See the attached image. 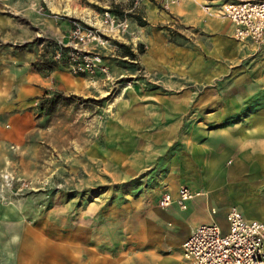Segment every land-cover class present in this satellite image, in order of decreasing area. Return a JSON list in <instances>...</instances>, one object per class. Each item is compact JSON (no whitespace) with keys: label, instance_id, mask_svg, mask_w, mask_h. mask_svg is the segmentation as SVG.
I'll return each instance as SVG.
<instances>
[{"label":"crops","instance_id":"obj_1","mask_svg":"<svg viewBox=\"0 0 264 264\" xmlns=\"http://www.w3.org/2000/svg\"><path fill=\"white\" fill-rule=\"evenodd\" d=\"M223 1L234 0H182L165 12L158 1L142 0L145 12L142 19L146 23L137 25L135 19L130 21V28L139 33L140 42L146 46L138 60L143 76L136 80L130 99V110H135L129 124L137 140L135 152L166 148L169 140L179 139L185 116H194L193 163L190 161L192 166L187 173L178 175L176 169L175 175L169 173L170 178L167 177L168 163L158 152L153 174L148 173L142 184L145 194L156 199L181 186L196 193L182 210L181 221L190 222L178 239L179 247L197 225L213 220L207 199L210 207L223 208L221 211L237 203L244 212L250 205L247 199H242L241 182L236 181L250 180L253 196L258 190L264 191V42L239 43L233 38L231 22L209 18L201 8L203 2ZM31 20L33 31L0 14V148L7 149L19 138V127L5 129L4 123L14 121L32 100L43 101L50 92L95 94L90 89V80L103 79L102 75L92 78L73 75L63 65L34 70L31 64L41 59L46 45L42 46V42L22 45L37 34L49 40L64 36L69 26L62 24L60 30L55 19L48 20L39 14H34ZM164 25L170 30L158 28ZM173 29L177 32L176 39L170 37ZM119 42L132 44L136 52L130 36ZM174 160L179 164L176 156ZM162 180L168 183L163 184ZM142 185L131 195L138 197ZM203 189L207 192L205 197L200 193ZM73 196L74 190H68L66 233L45 237L27 235L30 230L21 212L25 206L21 208L19 203L15 207L0 200V248L3 245L0 264H11L13 260L15 264H177L179 261L171 245V232L157 216H149L155 209L152 204L135 200L125 210L128 214L122 215L123 204L91 207L83 201L82 221L75 223ZM197 198L203 201H194ZM226 198L229 203L224 207L222 201ZM10 208L17 212L13 221L5 217ZM109 208L118 214L106 215ZM138 213L145 219H136ZM59 222L62 220H49L50 226L61 232L63 223ZM106 222L118 229L107 239L101 236ZM75 226L82 228L80 242L74 239ZM15 250L17 259L11 255Z\"/></svg>","mask_w":264,"mask_h":264},{"label":"rangeland","instance_id":"obj_2","mask_svg":"<svg viewBox=\"0 0 264 264\" xmlns=\"http://www.w3.org/2000/svg\"><path fill=\"white\" fill-rule=\"evenodd\" d=\"M105 9L116 15H126L131 22L135 19L132 16H136L146 23L142 19L145 17L142 1L135 6L134 0H0V14L21 26H26L31 31L34 30L30 24L34 14H39L48 20L55 19L61 30L60 25L67 23L70 27L71 21L94 25ZM206 15L209 18L223 20L213 12ZM135 22L139 25L137 19ZM158 28L170 30L165 25ZM130 32L131 41L136 45L134 47L142 44L146 50L145 44L140 42L142 40L139 33L132 28ZM170 32V37L176 39V30ZM64 36L49 40L44 35L37 34L36 38L22 46L38 45V42H42L44 46ZM239 43L255 44L252 41ZM97 51L103 56L115 79L112 84H107L103 79L95 81L96 83L90 80V89H93L95 94L91 92L87 96L50 92L43 97V101L32 100L31 105L22 110L23 113L14 121L4 123L5 129L19 127L17 132L19 138L11 142L7 149L0 148V200L15 207L19 203L21 208L25 206L21 212L30 230L27 235L33 237L35 234H41L45 237L66 233L64 221L65 214L68 213L66 212L68 190H74L72 203L75 209V223L82 221L83 209L80 205L83 201L91 207L123 204L122 215H124L128 214L125 210L128 211L131 202L142 199L145 204L155 206L154 211L149 212V216L151 218L157 216L171 232V245L175 254L179 256L177 264H190L180 255L181 248L178 243L190 221H181L184 211L175 203L168 207L159 206L162 196H157L156 199L154 195L145 194L142 184L144 179L153 174V168L156 167L154 158L159 155L158 152H161L162 160L168 163L165 166L167 177L169 173L175 175L173 171L176 169L178 175L187 173L188 167L192 166L191 162L193 163L194 116L189 114L185 116L179 139L169 140L166 148L152 147L140 153L135 152L137 140L134 133H131L129 125L135 116V110H130V99L136 80L143 76L138 64L141 54L136 52L135 62L130 57L122 56V51L118 49L111 51L110 48H98ZM175 156L179 164H175ZM11 178L12 182H9ZM22 181L26 183L23 188L20 187ZM159 182L161 181L157 183ZM236 182H241L242 199H247L249 209H244L243 212L239 204L231 203L221 211L223 208L219 209L214 205L210 207L207 199L209 211L211 212L212 209L216 211L212 214L213 221L225 228V213L230 206L238 207L249 218L264 221V191L258 190L253 196L254 192L250 191L252 188L250 180L239 179ZM162 183L168 182L162 180ZM140 185H142L140 188L142 193L138 197L132 196L131 192L134 189L136 191V187ZM202 191L200 192L204 195L202 197L207 196V192L204 189ZM168 193L174 198L177 196L176 188ZM23 197H26V200L21 199ZM85 198L87 200H84ZM194 201H203V198ZM222 202L226 207L229 200L226 198ZM158 209H161V212L155 211ZM109 210L105 211L106 215L118 214V212L114 213L112 208ZM15 212L14 209L6 212V220L13 221L16 218L17 212ZM85 213L87 214V208ZM55 219L62 220L59 222L63 223L61 232L59 228L49 224V220ZM136 219L142 220L145 217L138 213ZM210 221L211 219L205 222ZM81 229V226L74 227L75 242L82 240ZM117 230L113 224L106 222L101 230V236L107 239L109 234ZM2 247L1 243L0 249ZM11 255L17 259L16 250L11 251ZM15 261L13 260L12 263L15 264Z\"/></svg>","mask_w":264,"mask_h":264},{"label":"built area","instance_id":"obj_3","mask_svg":"<svg viewBox=\"0 0 264 264\" xmlns=\"http://www.w3.org/2000/svg\"><path fill=\"white\" fill-rule=\"evenodd\" d=\"M141 1L134 0V5ZM153 1L168 12L182 0ZM201 8L231 22L236 41H252L256 45L264 42V0L203 2ZM127 36H132L129 18L105 9L94 25L71 21L64 38L52 42L50 58L73 75L91 78L102 75L107 84H112L115 79L97 49L114 51L115 42L120 43ZM24 186L26 183L20 182V187ZM176 194V198L169 193L162 195L159 206L175 203L185 210L187 202L197 196L185 186L179 187ZM211 212L216 213L214 209ZM225 223V228L213 220L197 225L180 245L183 258L190 264H264V221L248 218L238 207L230 206Z\"/></svg>","mask_w":264,"mask_h":264},{"label":"trees","instance_id":"obj_4","mask_svg":"<svg viewBox=\"0 0 264 264\" xmlns=\"http://www.w3.org/2000/svg\"><path fill=\"white\" fill-rule=\"evenodd\" d=\"M133 18L137 19L140 25H144L142 21H140L139 18L136 16H132ZM52 42H48L46 44V48L43 50V53L41 54V59H39L36 62H33L31 64V67L36 70V71H43V70H49L50 68L54 67L57 65L56 62L52 61L50 58V54L52 52ZM115 45L117 46L118 50H121L122 56L130 57V59H135L136 58V52L139 54H143L145 52L144 47L142 44L137 45L136 47V52H134L131 49L130 45H125L122 43L115 42Z\"/></svg>","mask_w":264,"mask_h":264}]
</instances>
